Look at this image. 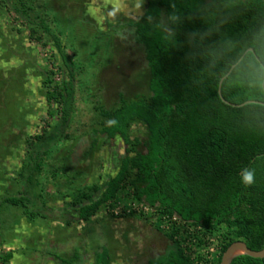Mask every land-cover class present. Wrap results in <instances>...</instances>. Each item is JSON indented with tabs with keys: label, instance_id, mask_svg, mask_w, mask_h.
<instances>
[{
	"label": "trees",
	"instance_id": "16d2710c",
	"mask_svg": "<svg viewBox=\"0 0 264 264\" xmlns=\"http://www.w3.org/2000/svg\"><path fill=\"white\" fill-rule=\"evenodd\" d=\"M0 5L23 23L30 42L53 49L42 83L54 124L46 138L38 135L40 140L25 150L16 174L25 185L42 168L70 122L81 68L68 53L65 30L56 26L45 0H0ZM129 25L144 51L149 95L120 99L114 107L99 110L107 121L94 134L104 135L107 141L119 136L125 148L114 175L79 192L73 203L78 218L88 221L122 196H132L162 214L176 215L181 224L174 222L172 231L162 232L170 243L145 264H189L185 253L189 247H183L178 237L187 225L202 227L187 238L195 239L197 247L205 233L220 234L222 250L214 264H220L222 252L235 240L262 249L264 105L227 104L219 96L218 85L251 47L253 52H246L222 81L221 95L235 104L250 99L264 102V0H146L143 13ZM27 66L24 59L20 70ZM58 71L63 75L60 80L54 79ZM9 83L0 85V90L9 91ZM6 118L9 123L0 124L1 165L6 148L2 141L13 133L14 125L11 116ZM135 122L144 125V138L132 136ZM242 167L255 170L250 187L240 182ZM28 203L21 192L8 194L1 197L0 210L17 207L24 211ZM124 216L141 217L132 212L113 217ZM12 253H1L0 264H7ZM55 258L60 264H79L80 253L75 249L68 257ZM110 262L108 248L99 246L90 264ZM230 264H264V257L238 255Z\"/></svg>",
	"mask_w": 264,
	"mask_h": 264
},
{
	"label": "rangeland",
	"instance_id": "374dc122",
	"mask_svg": "<svg viewBox=\"0 0 264 264\" xmlns=\"http://www.w3.org/2000/svg\"><path fill=\"white\" fill-rule=\"evenodd\" d=\"M45 1L56 26L65 30L68 53L81 68L75 109L42 168L23 185L16 174L25 150L40 140L38 135L46 138L54 124L42 83L53 49L30 42L23 23L0 5V85L10 81L11 86L0 90V124L9 123L6 116L14 124L13 133L2 141L6 148L0 164V200L18 192L29 198L24 211L1 207L0 254L13 252L7 264H60L55 255L68 257L76 249L78 263L90 264L94 251L105 246L111 264H145L170 243L164 233L145 218L113 217L103 207L84 221L73 203L81 190L114 175L124 153L119 136L107 141L94 134L107 121L99 110L114 107L120 99L149 95L144 51L129 25L143 13L146 0ZM24 59L28 66L21 71ZM62 76L58 71L54 79ZM131 131L140 138L146 134L139 122Z\"/></svg>",
	"mask_w": 264,
	"mask_h": 264
},
{
	"label": "built area",
	"instance_id": "2783aa9c",
	"mask_svg": "<svg viewBox=\"0 0 264 264\" xmlns=\"http://www.w3.org/2000/svg\"><path fill=\"white\" fill-rule=\"evenodd\" d=\"M108 212L113 216H119L121 214L133 213L140 215L142 218L147 219L157 230L163 232L172 231V224H181L178 221L176 215L169 216L167 214L160 213L155 207H151L142 201H138L132 196H122L113 201L112 205H108ZM202 227L200 225L196 227L185 226L182 232L178 236L182 241V246L185 248V253L190 257L189 264H214L218 255L222 250V241L220 234L217 233H205L201 236L202 244L197 247L194 242L195 239H187L194 231L200 232Z\"/></svg>",
	"mask_w": 264,
	"mask_h": 264
},
{
	"label": "water",
	"instance_id": "95a60500",
	"mask_svg": "<svg viewBox=\"0 0 264 264\" xmlns=\"http://www.w3.org/2000/svg\"><path fill=\"white\" fill-rule=\"evenodd\" d=\"M248 51L253 52V48H251V47L247 48L244 51V53L239 57V59L230 66V68L226 72V74L221 76V78L219 80V85H218L219 96L223 102L230 104L232 106H242V105L247 104V103H259V104L264 105V102L258 101V100H252V99L246 100L240 104H235V103H231V102L227 101L221 95L222 81L228 76V74L231 72V70L236 66V64L243 58L245 53ZM238 255H248L251 257L262 258V257H264V247L262 249H259V250H254V249L249 248L243 240H235V241L231 242L226 247V249L222 252L221 258H220V264H230L231 261L233 260V258H235Z\"/></svg>",
	"mask_w": 264,
	"mask_h": 264
},
{
	"label": "clouds",
	"instance_id": "9594fccd",
	"mask_svg": "<svg viewBox=\"0 0 264 264\" xmlns=\"http://www.w3.org/2000/svg\"><path fill=\"white\" fill-rule=\"evenodd\" d=\"M239 177L242 185L250 187L255 183V170L251 167H242Z\"/></svg>",
	"mask_w": 264,
	"mask_h": 264
},
{
	"label": "crops",
	"instance_id": "0c3cea01",
	"mask_svg": "<svg viewBox=\"0 0 264 264\" xmlns=\"http://www.w3.org/2000/svg\"><path fill=\"white\" fill-rule=\"evenodd\" d=\"M166 247V246H165ZM163 252V251H162ZM148 260V259H147ZM110 264H111V262H110Z\"/></svg>",
	"mask_w": 264,
	"mask_h": 264
}]
</instances>
